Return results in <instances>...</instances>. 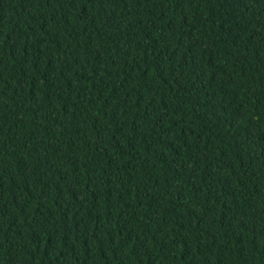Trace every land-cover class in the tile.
<instances>
[{
    "label": "trees",
    "instance_id": "trees-1",
    "mask_svg": "<svg viewBox=\"0 0 264 264\" xmlns=\"http://www.w3.org/2000/svg\"><path fill=\"white\" fill-rule=\"evenodd\" d=\"M0 264H264V0H0Z\"/></svg>",
    "mask_w": 264,
    "mask_h": 264
}]
</instances>
